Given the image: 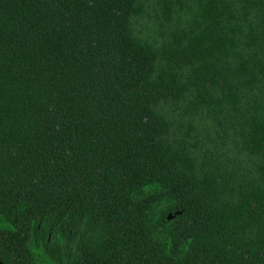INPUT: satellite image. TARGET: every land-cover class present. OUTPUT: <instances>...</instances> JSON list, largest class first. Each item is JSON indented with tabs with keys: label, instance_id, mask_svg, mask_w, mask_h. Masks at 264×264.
I'll list each match as a JSON object with an SVG mask.
<instances>
[{
	"label": "trees",
	"instance_id": "trees-1",
	"mask_svg": "<svg viewBox=\"0 0 264 264\" xmlns=\"http://www.w3.org/2000/svg\"><path fill=\"white\" fill-rule=\"evenodd\" d=\"M3 264H264V0H0Z\"/></svg>",
	"mask_w": 264,
	"mask_h": 264
},
{
	"label": "water",
	"instance_id": "water-1",
	"mask_svg": "<svg viewBox=\"0 0 264 264\" xmlns=\"http://www.w3.org/2000/svg\"><path fill=\"white\" fill-rule=\"evenodd\" d=\"M0 264H3L1 260H0Z\"/></svg>",
	"mask_w": 264,
	"mask_h": 264
}]
</instances>
